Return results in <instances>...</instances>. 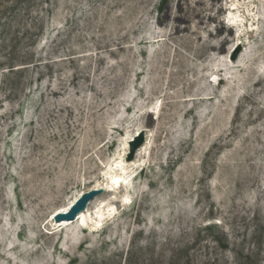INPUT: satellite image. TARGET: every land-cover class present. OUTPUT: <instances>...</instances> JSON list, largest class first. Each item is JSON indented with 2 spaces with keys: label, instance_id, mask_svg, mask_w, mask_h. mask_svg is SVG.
I'll list each match as a JSON object with an SVG mask.
<instances>
[{
  "label": "rangeland",
  "instance_id": "1",
  "mask_svg": "<svg viewBox=\"0 0 264 264\" xmlns=\"http://www.w3.org/2000/svg\"><path fill=\"white\" fill-rule=\"evenodd\" d=\"M0 264H264V0H0Z\"/></svg>",
  "mask_w": 264,
  "mask_h": 264
},
{
  "label": "bare ground",
  "instance_id": "2",
  "mask_svg": "<svg viewBox=\"0 0 264 264\" xmlns=\"http://www.w3.org/2000/svg\"><path fill=\"white\" fill-rule=\"evenodd\" d=\"M238 13H239L238 15H232L234 24L239 23L240 27L241 26L244 27V22L247 19L245 18L244 15L240 14L239 10H238ZM248 14H249L248 22H250L251 19L255 20L252 18L253 15H251V13H248ZM245 24H246V22H245ZM250 30H252V28H248L246 33ZM243 37H245V34L243 36H239L238 41L241 40ZM136 135L134 137H136ZM132 140H133V137L130 138V141H132ZM136 140H137V138H135L134 141H136ZM142 147H144V146L142 145ZM128 154H129V149H127V148L123 149L122 153L119 155L121 157L118 158V159H121L119 162V166L117 165L118 164L117 162H114L113 165L111 164V166H108V170L105 174L106 178L104 177L106 179V182L104 183L105 184L104 190L101 189V191H100V193L101 192L106 193L107 194L106 197L101 196L102 198L100 197V198L92 199L87 204L85 210L82 211L77 216V218L72 220V221L61 220L58 223L55 222L54 216L57 214L62 216L63 213H66L69 210V208L77 201V199L82 194H84L86 192L98 190V189L94 188V189H89L86 192H81L80 195L77 198H75L74 201L68 207L58 209L56 212H54V214H52V216L50 217V221H49L50 225L53 227H58L60 225H65L68 223H73L75 221L82 220L85 224L90 225V229L92 232H98L102 228H104L105 225L110 220L115 219V217L117 216L118 211H119V208L115 205V201L118 198L119 190L121 188H125L127 186V182L133 177V175L136 173V171L138 169L142 168V162L143 161L141 160V158H139L140 160L138 159V161L137 160H134V161L125 160V157ZM131 154L133 155V153H130L129 155H131ZM136 158H137V156H136ZM104 178L102 177L103 180H104ZM97 185H99V183ZM123 193H124V191H123ZM119 199H120V202H119L120 207H125V206L129 205V203H130L128 195L126 193L124 195H122Z\"/></svg>",
  "mask_w": 264,
  "mask_h": 264
},
{
  "label": "water",
  "instance_id": "3",
  "mask_svg": "<svg viewBox=\"0 0 264 264\" xmlns=\"http://www.w3.org/2000/svg\"><path fill=\"white\" fill-rule=\"evenodd\" d=\"M236 56H234L232 59H235ZM135 148L131 149L130 153L134 152ZM132 157V154L130 155V158ZM101 190H94L90 192H86L82 194L77 201L69 208V210L66 213H63L62 216L59 214L54 216L55 222H60L61 220H67L72 221L77 218V216L85 210L87 204L100 193Z\"/></svg>",
  "mask_w": 264,
  "mask_h": 264
},
{
  "label": "trees",
  "instance_id": "4",
  "mask_svg": "<svg viewBox=\"0 0 264 264\" xmlns=\"http://www.w3.org/2000/svg\"><path fill=\"white\" fill-rule=\"evenodd\" d=\"M11 71H13V70H11Z\"/></svg>",
  "mask_w": 264,
  "mask_h": 264
}]
</instances>
